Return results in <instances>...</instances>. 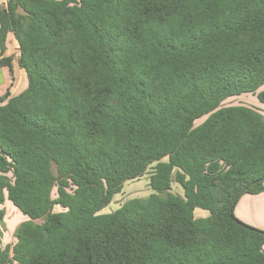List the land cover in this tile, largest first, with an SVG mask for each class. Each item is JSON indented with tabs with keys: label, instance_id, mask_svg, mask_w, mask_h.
Instances as JSON below:
<instances>
[{
	"label": "trees",
	"instance_id": "obj_1",
	"mask_svg": "<svg viewBox=\"0 0 264 264\" xmlns=\"http://www.w3.org/2000/svg\"><path fill=\"white\" fill-rule=\"evenodd\" d=\"M8 35L26 87L0 96V206L32 224L0 264H264L233 214L264 191V115L224 105L264 104V0H9L11 69ZM151 166L147 198L101 213Z\"/></svg>",
	"mask_w": 264,
	"mask_h": 264
},
{
	"label": "rangeland",
	"instance_id": "obj_2",
	"mask_svg": "<svg viewBox=\"0 0 264 264\" xmlns=\"http://www.w3.org/2000/svg\"><path fill=\"white\" fill-rule=\"evenodd\" d=\"M239 101H237V99H229L224 105L237 104ZM199 123L200 121L196 122L195 125H198ZM152 171L153 166L147 170L143 177L124 183L121 192L113 197L112 202L107 207H105L101 213L113 212L124 202L131 199L147 198L152 193V190L149 186V176ZM170 192L183 197V191L181 187L175 182H172ZM240 199L241 200L237 204L235 212L233 213L234 217L239 222L250 226L255 224L257 225L258 222H261V220L264 219V193L259 197H253V199L250 198V195H244ZM0 211H2L4 214L3 218L0 220V248H2L5 245L11 246L14 243L16 230L19 226L31 222L28 221V219L21 213H19L9 202H5L3 205H1ZM193 215L196 219H202L208 217L209 214L205 210L196 208L193 212ZM240 215L241 217H239ZM40 222L41 221L39 220L33 222V224H38Z\"/></svg>",
	"mask_w": 264,
	"mask_h": 264
},
{
	"label": "crops",
	"instance_id": "obj_3",
	"mask_svg": "<svg viewBox=\"0 0 264 264\" xmlns=\"http://www.w3.org/2000/svg\"><path fill=\"white\" fill-rule=\"evenodd\" d=\"M0 7H1V2H0ZM4 56L11 57V69L6 68V67H0V96L5 94L7 91L9 92L10 96H13L25 89L26 79H25L22 69L18 67L17 49H16L14 39L11 35L7 36L6 50H5ZM259 91L264 93V86L260 88ZM239 103L255 108L264 115V104L258 101L256 95L243 96L241 97ZM263 193L264 192H262L261 194L255 195V196L250 195V198L253 199V197H259ZM245 198H248V197H245ZM240 200L241 199H239L238 203L240 202ZM237 204L234 208V212L237 207ZM239 217H241V215ZM250 226L255 227V228L258 227L257 229L264 231V219L261 220V222H258L257 225L255 224V225H250Z\"/></svg>",
	"mask_w": 264,
	"mask_h": 264
},
{
	"label": "built area",
	"instance_id": "obj_4",
	"mask_svg": "<svg viewBox=\"0 0 264 264\" xmlns=\"http://www.w3.org/2000/svg\"><path fill=\"white\" fill-rule=\"evenodd\" d=\"M8 1L9 0H0L1 6L5 8L7 6ZM17 56H19V53L18 52H17Z\"/></svg>",
	"mask_w": 264,
	"mask_h": 264
},
{
	"label": "water",
	"instance_id": "obj_5",
	"mask_svg": "<svg viewBox=\"0 0 264 264\" xmlns=\"http://www.w3.org/2000/svg\"><path fill=\"white\" fill-rule=\"evenodd\" d=\"M262 181H264V178L258 180L257 182H262ZM234 203H236V200L234 201Z\"/></svg>",
	"mask_w": 264,
	"mask_h": 264
}]
</instances>
